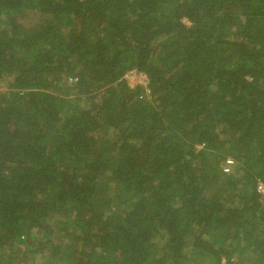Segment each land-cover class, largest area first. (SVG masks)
<instances>
[{"label":"trees","instance_id":"obj_1","mask_svg":"<svg viewBox=\"0 0 264 264\" xmlns=\"http://www.w3.org/2000/svg\"><path fill=\"white\" fill-rule=\"evenodd\" d=\"M261 184L264 0H0V264H264Z\"/></svg>","mask_w":264,"mask_h":264},{"label":"built area","instance_id":"obj_2","mask_svg":"<svg viewBox=\"0 0 264 264\" xmlns=\"http://www.w3.org/2000/svg\"><path fill=\"white\" fill-rule=\"evenodd\" d=\"M125 80L127 81V84L130 88L142 86L145 89H147V87H148V78H147L146 74H144L143 72H138V71L133 70V71L126 74ZM227 163H228V165H232L231 161H228ZM225 172L229 173V168L225 169ZM258 191L264 198V185L263 184H261L258 187Z\"/></svg>","mask_w":264,"mask_h":264},{"label":"rangeland","instance_id":"obj_3","mask_svg":"<svg viewBox=\"0 0 264 264\" xmlns=\"http://www.w3.org/2000/svg\"><path fill=\"white\" fill-rule=\"evenodd\" d=\"M32 22V21H31ZM47 264V263H46Z\"/></svg>","mask_w":264,"mask_h":264}]
</instances>
